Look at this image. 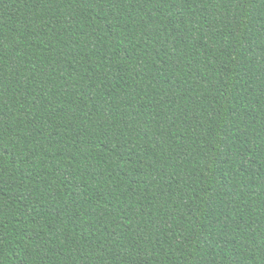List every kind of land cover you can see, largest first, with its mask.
<instances>
[{
    "label": "trees",
    "instance_id": "16d2710c",
    "mask_svg": "<svg viewBox=\"0 0 264 264\" xmlns=\"http://www.w3.org/2000/svg\"><path fill=\"white\" fill-rule=\"evenodd\" d=\"M0 264H264V0H0Z\"/></svg>",
    "mask_w": 264,
    "mask_h": 264
}]
</instances>
